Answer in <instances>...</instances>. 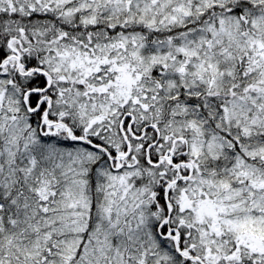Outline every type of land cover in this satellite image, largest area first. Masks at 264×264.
<instances>
[{"label":"snow or ice","instance_id":"snow-or-ice-1","mask_svg":"<svg viewBox=\"0 0 264 264\" xmlns=\"http://www.w3.org/2000/svg\"><path fill=\"white\" fill-rule=\"evenodd\" d=\"M0 264H264V0H0Z\"/></svg>","mask_w":264,"mask_h":264}]
</instances>
